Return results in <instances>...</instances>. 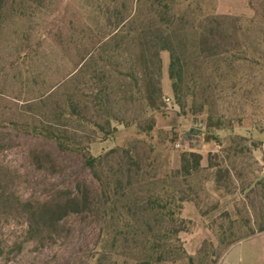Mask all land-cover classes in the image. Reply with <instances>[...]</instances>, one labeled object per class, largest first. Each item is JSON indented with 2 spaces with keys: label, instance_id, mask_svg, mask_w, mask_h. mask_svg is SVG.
Returning a JSON list of instances; mask_svg holds the SVG:
<instances>
[{
  "label": "trees",
  "instance_id": "obj_1",
  "mask_svg": "<svg viewBox=\"0 0 264 264\" xmlns=\"http://www.w3.org/2000/svg\"><path fill=\"white\" fill-rule=\"evenodd\" d=\"M191 1H93L84 6L85 21L73 19L64 25L59 20L54 25L57 30L38 32L36 44L28 35L20 39L17 63L27 71L30 83L40 87L37 97L23 102L25 110L3 121V128L52 142L63 153L79 154L94 179L92 183L78 182L73 191L53 187L44 199L21 200L12 192L5 193L12 189L16 177L6 169L3 177L0 167L4 210L26 219L28 236L53 238L70 217L94 218L101 223L93 251L98 255L96 264H220L231 247L264 233V209L259 207L264 205V175L254 168L260 162L252 158L262 143L235 135L233 120L207 115L205 143L215 142L220 152L208 157L206 168L203 155L183 152L180 167L162 173L157 159L150 156L152 147L148 155L138 151L139 139L99 157L92 156L86 145L92 138L78 141L79 133L86 129L93 130V135L112 136L119 126H135L137 135H151L155 114L165 106L163 51L170 54L174 102L186 112L191 100L192 116L202 113L204 106L196 110L194 105L198 86L190 85L189 79L198 75L203 65L210 68L212 61L218 64L231 53L227 42L234 38L232 34L244 33L249 26L238 17L206 15ZM65 57L70 58V67L54 85L49 83V70L34 71V64ZM213 75L208 77L213 80ZM218 85L201 86L203 95L217 92ZM130 106L139 107L147 125L137 118L128 119ZM222 131L231 133L228 145L220 142L218 132ZM4 136L0 131V142L6 140ZM177 137L174 134L171 142ZM30 155L37 170L54 169L53 160L44 151L33 150ZM205 169L217 191L227 182V187L234 185L236 193L227 191L233 198L232 210L224 209L215 216L213 212L221 204L218 200L215 207L202 212L211 218L207 228L212 234L202 242L198 254L192 255L180 239L188 224L181 214L185 203L200 197L189 180ZM244 169L249 170V176Z\"/></svg>",
  "mask_w": 264,
  "mask_h": 264
},
{
  "label": "rangeland",
  "instance_id": "obj_2",
  "mask_svg": "<svg viewBox=\"0 0 264 264\" xmlns=\"http://www.w3.org/2000/svg\"><path fill=\"white\" fill-rule=\"evenodd\" d=\"M93 1L102 0L3 1V10L0 14V131L5 132L6 140L0 142V167L3 177L6 175L5 169L11 170L16 177L12 189L5 190L6 194L12 192L21 200L26 198L40 200L50 196L53 187L73 191L78 182L92 183L94 180L79 154L63 153L52 142L20 134L14 129L5 130L2 125L3 121L16 117L13 115L25 110L23 102L37 97L36 91L40 87L31 84L27 71L17 63V51L21 48L20 39L28 35L36 44L38 32L48 28L57 30L54 25L59 20L64 21V25H68L73 19L85 21L84 6ZM191 2L199 4L206 11V15L238 17L249 26L244 33H235V36L231 33L234 38L227 42L231 53L225 55L218 64L212 61L210 68L203 65L201 72H198L199 74L193 79H189V82L192 81L190 85L198 86V89H195L197 98L194 100V105L196 110L203 105L202 113L192 116L191 100L185 106L186 112L174 102L172 81L169 77L170 54L163 51L161 53L162 82L168 84L171 94L164 96L165 106L161 112L155 114L156 124L151 135H137L135 126L131 128L119 126L112 136L93 135V130L86 129L79 133L78 141L86 142L85 138H92L93 142L86 145H89L92 156L99 157L112 150L127 148L135 139H139L142 142L138 145V151L148 155L152 147L154 153L150 156L157 159L156 164L161 168L162 173H169L179 168L180 154L183 152L203 155L202 165L206 168L208 157L220 152L215 142L206 144L203 136L206 117L212 113L215 117L233 120L235 135L246 136L262 143V147L253 152L252 158L260 162V165L254 168L261 169L264 175L262 170L264 169V0H192ZM51 61H46L42 65L34 64V71L49 70V83L54 85V82L56 84L68 72L70 58ZM45 66H50V69ZM212 72L213 80L208 77ZM214 82H219L217 92L208 91L203 95L201 86L206 87L207 84ZM27 84H31L32 87L30 85L27 88ZM64 92L66 94L69 90ZM168 98L171 100L169 103L166 101ZM126 116L128 119L137 118L144 126L149 122L136 106L128 107ZM255 128H259V132L255 131ZM251 129L254 131L251 132ZM174 134L178 137L171 142ZM229 135L230 132H218L220 142L225 145L230 142ZM177 143L184 145L178 149ZM33 150L49 154L54 169L37 170L31 160L30 153ZM244 173L249 176V170H245ZM189 183L196 186L200 197L195 202L183 205L181 217L188 224L187 230L180 234V239L187 252L196 255L202 242L211 238L212 234L207 228L211 218L204 217L202 212L211 210L218 200L221 204L213 212L215 216L224 209L232 210L234 205L232 195H235L236 191L234 185L227 187V182H223L224 188L217 191L212 175L206 169L199 176L191 178ZM0 185L1 197L5 185L1 183ZM227 191L232 195L228 196ZM238 206L241 208L242 203L238 202ZM259 207L264 209V205L260 204ZM26 223L23 216L15 212L10 214L4 210L3 201L0 199V264H96L98 255L94 253V256L93 251L101 226L97 219L70 217L53 233V238L47 236L31 238L27 234ZM220 264H264V233L231 247Z\"/></svg>",
  "mask_w": 264,
  "mask_h": 264
},
{
  "label": "crops",
  "instance_id": "obj_3",
  "mask_svg": "<svg viewBox=\"0 0 264 264\" xmlns=\"http://www.w3.org/2000/svg\"><path fill=\"white\" fill-rule=\"evenodd\" d=\"M162 87H163L164 95H166V94H168V95L171 94V90L169 89V86H168L167 83L162 82Z\"/></svg>",
  "mask_w": 264,
  "mask_h": 264
},
{
  "label": "built area",
  "instance_id": "obj_4",
  "mask_svg": "<svg viewBox=\"0 0 264 264\" xmlns=\"http://www.w3.org/2000/svg\"><path fill=\"white\" fill-rule=\"evenodd\" d=\"M166 101L169 103L171 100L168 98V99H166ZM183 145H184L183 143L182 144L181 143H177L176 144V148H178V149L182 148Z\"/></svg>",
  "mask_w": 264,
  "mask_h": 264
}]
</instances>
